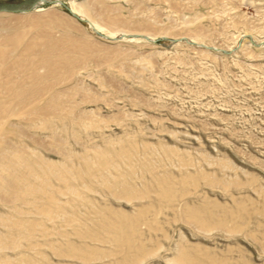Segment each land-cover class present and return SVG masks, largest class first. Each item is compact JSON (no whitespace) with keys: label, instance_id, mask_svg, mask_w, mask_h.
Segmentation results:
<instances>
[{"label":"rangeland","instance_id":"rangeland-1","mask_svg":"<svg viewBox=\"0 0 264 264\" xmlns=\"http://www.w3.org/2000/svg\"><path fill=\"white\" fill-rule=\"evenodd\" d=\"M100 1L88 14L104 28L112 27L105 17L117 16L125 30L152 38L111 41L90 33L55 3L40 12L0 14V37L12 32L19 38L15 54L47 40H61L66 47L70 42L86 45L76 49L80 62L74 77L57 89L72 88L76 102L91 99L80 109L94 112L76 122L51 117L48 122L35 119L32 128L15 120V128L4 127L5 137L54 163L58 172L69 167L78 195L62 197L67 202L64 220L30 217L38 224L30 233L8 236L1 244L0 264L5 257L15 262L20 253L36 256L39 264H180L177 248L198 253V264H264V216L253 210L264 206V0ZM46 124L50 130H42ZM92 147L103 153L108 166L83 186L76 176L93 172L82 165L87 155L95 162ZM143 163L176 179L188 172L194 183L182 189L192 207L231 209L240 202L252 215L239 228L238 220L221 229L195 227L178 211L141 212L146 203L112 198L102 185L112 176L116 182L127 178L136 191L151 181L150 174L138 179ZM52 186L61 183L53 179ZM9 204L0 202V213L7 217L14 215ZM105 209L143 223L137 225L135 241L142 251L118 247L93 227L100 218L94 213ZM215 215L221 218L219 211ZM79 224L88 229L84 237L101 241L93 247L88 240L78 241ZM30 241L35 246L28 249ZM71 243L77 254L85 252L86 263L56 256L57 249L65 252Z\"/></svg>","mask_w":264,"mask_h":264},{"label":"bare ground","instance_id":"bare-ground-1","mask_svg":"<svg viewBox=\"0 0 264 264\" xmlns=\"http://www.w3.org/2000/svg\"><path fill=\"white\" fill-rule=\"evenodd\" d=\"M93 1L70 0L64 4L74 15L80 18L81 22H84L85 28L90 33L99 34L104 38L111 39V41L112 39H124L135 35H139V38L140 36L152 38L147 32L125 30L122 25H118L123 22L120 23V18H116L117 16L104 18L106 24L114 29L112 27L110 29L104 28L88 14L92 9L91 7L94 6L92 4L100 0ZM50 3L60 4L51 0H39L29 8V12L43 11L42 7L46 4L50 5ZM105 9L104 7L100 10L103 12ZM97 13L96 15H99L100 12ZM199 33L200 31L196 30L195 36L198 37ZM18 39L12 32H5L0 37V145H4L0 149V202L14 205L11 208L14 215L11 217L0 213V249L2 248L1 244L7 240L8 236L28 234L31 228L38 225L30 217H44L51 220L54 216H63L61 218L64 220L66 217L64 205L67 202H63L62 197L78 195L75 187L70 184L74 172L69 167L58 172L54 163L37 157L26 146L16 143L17 146L7 138L8 135L5 137L8 131H4V127L15 128L14 120L17 121L18 125L23 122L26 127L32 128L35 119H44L48 122L51 117H59L76 122L86 115L94 114L93 111L80 109L81 105L91 102V99L83 97L79 102H76L72 96V88L57 89L59 85H65L74 77L72 73L80 62L76 49L85 48L86 45L82 46L70 42L66 47L61 40H47L42 45L32 43L23 46L15 54L17 51L15 47L19 45ZM194 41L196 42V39ZM63 74L64 76L68 74L69 77L72 76L65 79ZM82 91L83 93L86 92L83 89ZM45 127L46 129L42 130L51 129L50 124H46ZM11 134L16 139L20 138V135ZM90 150L93 152L95 162L92 161V156L87 155L82 158V165L88 172L91 170L93 172L89 174L79 172L76 176L83 186L87 180L95 177L94 174H100L98 172L108 166V161L102 152H98L93 147ZM141 165L144 170L142 172L143 178L138 179L143 180L144 175L150 174L151 181L144 182L140 191H136V187L128 182L127 178L116 182V177L112 176L111 182H101L112 198L120 200L127 197L134 201L146 203V205H141V212L159 213L163 209L178 211L185 216L186 223L195 227L213 226L221 229L226 226L227 221L238 220L236 228H239L252 215L240 202H236L231 209L210 205L192 207L188 201L184 200L185 191L182 189L194 183V178H191L188 172L179 173V177L176 179L168 172L159 174L160 172L152 169L147 163ZM182 171H186V169L182 167ZM53 179L59 181L61 187L54 188L52 186ZM253 210L257 211L258 216H264V206ZM218 211L221 213V218L215 215ZM94 214L99 215L100 218L93 227L97 226L103 230L110 242L123 249L135 250L136 248L142 251L143 246L140 243H135V241L139 233L137 225H143V223L140 224L137 220H131L128 218L130 216L112 209L96 211ZM139 218L137 219L139 220ZM85 226L86 224H79L74 236L82 243L87 240L92 242L91 247H93L95 246L94 242L101 241V239L94 235L84 237L83 235L88 230L84 229ZM34 246L30 241L28 249ZM80 248L84 250L86 247L83 245ZM63 249L65 252H60L57 249L55 251L56 256L87 262L85 252L80 251L77 254L75 251V243L65 245ZM177 250L178 263L198 264L200 260L198 253L183 248H177ZM18 257L12 263L7 262L11 260L8 257L3 258L2 261L5 264H39L36 256L20 253ZM41 264L48 263L42 262ZM221 264H226V261Z\"/></svg>","mask_w":264,"mask_h":264},{"label":"water","instance_id":"water-1","mask_svg":"<svg viewBox=\"0 0 264 264\" xmlns=\"http://www.w3.org/2000/svg\"><path fill=\"white\" fill-rule=\"evenodd\" d=\"M39 0H23L18 3H0V14H24L29 12V8L34 6ZM52 2H59L60 5L63 6V8L69 13V15L76 19L80 20V18L76 15H74L67 7V5L64 4L66 1L70 0H51ZM81 1V0H76Z\"/></svg>","mask_w":264,"mask_h":264}]
</instances>
